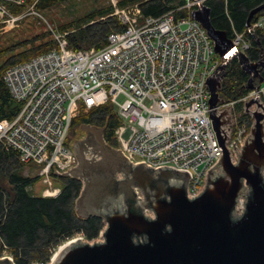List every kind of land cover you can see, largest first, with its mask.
I'll return each instance as SVG.
<instances>
[{
  "label": "built area",
  "instance_id": "2783aa9c",
  "mask_svg": "<svg viewBox=\"0 0 264 264\" xmlns=\"http://www.w3.org/2000/svg\"><path fill=\"white\" fill-rule=\"evenodd\" d=\"M184 1V5L159 16L144 15L140 3L117 7L114 14L124 27L112 30L101 48L73 49L68 38L73 31L52 28L56 45L51 50L5 70L3 80L21 108L13 119L0 120V142L16 151L22 162L40 167L44 187L39 196L56 198L62 193L58 177L63 174L57 170L78 163L69 140L73 121L82 110L103 106L113 112L117 109L115 147L123 150L131 164L174 167L189 174L193 182L189 194L200 193L206 175L224 153L211 124L208 85L224 58L216 57L215 41L193 17V11L208 5V0ZM183 9L187 15L178 16ZM262 11L241 32L232 23L230 38L234 49L249 58L256 51L250 60L259 63L258 73L264 78ZM5 14L0 8V21L8 25L20 19ZM237 54L233 57L239 60ZM260 82L261 78L254 76L264 107V82ZM249 90L246 99L256 95V89ZM239 103L242 111H238ZM244 103L242 97L219 105V110L230 109L232 123L225 128L234 162L255 124ZM249 109L263 112L257 104ZM243 115L251 120L242 119ZM234 144L238 155L233 152ZM244 207L241 198L237 214H242Z\"/></svg>",
  "mask_w": 264,
  "mask_h": 264
},
{
  "label": "water",
  "instance_id": "95a60500",
  "mask_svg": "<svg viewBox=\"0 0 264 264\" xmlns=\"http://www.w3.org/2000/svg\"><path fill=\"white\" fill-rule=\"evenodd\" d=\"M263 9L261 4L252 10L248 26ZM211 12L209 5H201L193 17L205 26L224 58L208 79L211 124L224 153L206 175L202 190L191 196L189 174L174 167L131 164L122 149L106 142L103 126L85 124L72 139L81 161L57 171L85 181L78 214L100 217L105 226L94 242L76 235L55 247L47 264H264V107L254 76L261 78L260 85L264 78L259 63L245 53L230 55L232 39L213 25ZM236 54L251 75L248 87L256 89V95L243 97L255 124L239 155L234 144L239 156L234 162L225 128L232 123L230 109L219 110V105L225 102L220 89L227 63ZM255 104L262 113L249 109ZM241 198L245 207L237 214ZM0 264H16L11 251L0 254Z\"/></svg>",
  "mask_w": 264,
  "mask_h": 264
},
{
  "label": "trees",
  "instance_id": "16d2710c",
  "mask_svg": "<svg viewBox=\"0 0 264 264\" xmlns=\"http://www.w3.org/2000/svg\"><path fill=\"white\" fill-rule=\"evenodd\" d=\"M68 0H24L14 11L20 13L33 6L36 11H44L59 6ZM140 3L144 15L159 16L185 4L184 0H119L118 6ZM212 9L211 20L217 29L225 30L229 37L233 34V25L239 32L245 29L253 9L264 4V0H208ZM115 5L109 4L84 14L79 19L61 24L59 31H73L68 36L73 49L101 48L112 30L124 27ZM263 12V11H262ZM183 9L178 16H186ZM257 13L254 17H257ZM233 23V25H232ZM56 42L33 46L14 55L9 63L0 68V120L13 119L21 105L12 96L3 80L5 70L18 62L26 61L36 55L51 50ZM256 51L251 52V59ZM250 74L242 68L239 60L234 58L227 66V75L220 90L221 97L231 101L242 98L249 93ZM238 111L243 110L239 103ZM242 119L251 120L243 115ZM85 123L105 127V139L113 146L117 144L114 132L119 125L117 115L107 106L81 113L74 119L71 134ZM71 137L69 138V140ZM26 163L19 159L18 153L0 142V242L12 252L16 264H47L51 259V249L57 247L67 237L82 232L89 239L97 238L105 222L100 217L82 218L79 216L76 202L82 189L79 179L58 177L64 180L62 193L56 198L42 197L36 194L34 187L38 178L25 174Z\"/></svg>",
  "mask_w": 264,
  "mask_h": 264
},
{
  "label": "rangeland",
  "instance_id": "374dc122",
  "mask_svg": "<svg viewBox=\"0 0 264 264\" xmlns=\"http://www.w3.org/2000/svg\"><path fill=\"white\" fill-rule=\"evenodd\" d=\"M118 1L119 0H68L61 5L48 10H42L39 12L31 6L27 7L25 10H21L20 13L15 14L14 11L20 6L17 0H0V8L5 9L6 11L5 17L9 18L10 16H13L20 18L16 20L14 24L11 23L9 25L4 21H0V68L9 63L14 55L25 50V48L29 49L34 45L39 46L43 43L46 44L55 41L52 28L59 31V26L61 24L79 19V17H82L84 14H88L95 9L111 3L117 8L119 7ZM216 57L222 58L218 53H216ZM234 58L235 57H233V59ZM230 60H232V58ZM222 98L225 99L227 97L223 96ZM113 109L116 113L117 109ZM74 135L75 133L72 132L70 139L71 142ZM24 169L26 175L27 173H30V175H33L34 177L38 176L40 172V167L34 163H26ZM43 187L42 180L38 178L34 187L37 195H39ZM76 235H81L92 242L96 240V238L89 239L82 232H76L72 237L64 239L58 246H61L66 240H70ZM9 251V248L6 246L0 248V254H6ZM54 251L55 247L51 249L52 255Z\"/></svg>",
  "mask_w": 264,
  "mask_h": 264
},
{
  "label": "crops",
  "instance_id": "0c3cea01",
  "mask_svg": "<svg viewBox=\"0 0 264 264\" xmlns=\"http://www.w3.org/2000/svg\"><path fill=\"white\" fill-rule=\"evenodd\" d=\"M85 124H87V125H93V126H99V125H97V124H93V123H85ZM85 124H83V125H85ZM104 132H105V130H104ZM104 137H105V133H104ZM106 140V139H105ZM106 142H107V140H106ZM73 145V144H72ZM74 147V146H73ZM74 150L76 151V153H77V156H78V163L81 161V157H80V155H79V153L77 152V150L75 149V147H74ZM27 172H30V171H27ZM27 175L28 176H33V175H30V173H27ZM34 177V176H33ZM38 177H39V175H38ZM61 177H73V178H76L75 176H72V175H67V176H61ZM60 177V178H61ZM77 179H79L80 181H81V183H82V189H81V192H82V190L84 189V187H85V181H83L82 179H80V178H78L77 177ZM58 182L62 185V187L64 186V184H65V182H64V180L62 179V180H58ZM34 190H35V188H34ZM80 192V193H81ZM80 195V194H79ZM79 198V197H78ZM77 204H78V199H77V202H76V208H77V211H78V206H77Z\"/></svg>",
  "mask_w": 264,
  "mask_h": 264
},
{
  "label": "bare ground",
  "instance_id": "6f19581e",
  "mask_svg": "<svg viewBox=\"0 0 264 264\" xmlns=\"http://www.w3.org/2000/svg\"><path fill=\"white\" fill-rule=\"evenodd\" d=\"M235 52H236V49H233V50L230 52V55H233ZM218 164H219V163H218Z\"/></svg>",
  "mask_w": 264,
  "mask_h": 264
},
{
  "label": "flooded vegetation",
  "instance_id": "af4514ba",
  "mask_svg": "<svg viewBox=\"0 0 264 264\" xmlns=\"http://www.w3.org/2000/svg\"><path fill=\"white\" fill-rule=\"evenodd\" d=\"M91 139H92L93 141H95L93 137H92ZM76 178H77V177H76ZM120 179H122V178H120Z\"/></svg>",
  "mask_w": 264,
  "mask_h": 264
}]
</instances>
